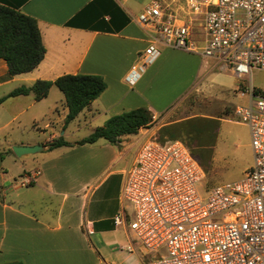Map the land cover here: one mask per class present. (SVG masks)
<instances>
[{
    "label": "crops",
    "instance_id": "1",
    "mask_svg": "<svg viewBox=\"0 0 264 264\" xmlns=\"http://www.w3.org/2000/svg\"><path fill=\"white\" fill-rule=\"evenodd\" d=\"M152 1L0 0V6L35 20L45 49L33 71L14 77L0 60V99L36 81L91 75L101 77L106 88L71 122L101 119L102 127L109 118L138 108L152 114L148 128L122 136L116 144L99 140L76 145L82 139H63L71 146L49 150L47 145L63 136L59 129L68 113L63 94L54 93L52 86L38 102L32 93L5 99L0 123L3 117L9 122L0 130L15 123L19 135L6 157L12 147L33 146H41L44 157L34 170H22L23 178L38 172L28 186L18 185L21 178L9 174L5 157L0 160V264H146L149 253L129 230L132 208L121 199L124 172L145 142H182L174 133L183 123L203 121L201 136L210 130L211 121L240 123L233 110L249 100L238 95L240 84L230 72L219 69L214 59L162 45L156 27L137 23ZM160 7L162 20L172 17L177 24L189 25L191 39L202 45V21L189 13L184 0H161ZM151 44L159 51L158 58L136 72L137 81L129 85L127 76L132 67L143 65L144 51ZM213 85L221 93L230 92L235 106L220 100L213 115L207 110L184 114L194 102L210 104L214 99L207 90ZM41 123L49 132L44 143L25 137L29 127L40 129ZM210 145L214 162L221 154L220 144L215 140ZM121 211L125 222L115 225L113 219Z\"/></svg>",
    "mask_w": 264,
    "mask_h": 264
},
{
    "label": "built area",
    "instance_id": "2",
    "mask_svg": "<svg viewBox=\"0 0 264 264\" xmlns=\"http://www.w3.org/2000/svg\"><path fill=\"white\" fill-rule=\"evenodd\" d=\"M160 1L153 0L137 23L156 27L162 45L214 59L241 82L238 95L249 104L235 107L233 116L248 129L253 163L239 180L210 189L203 203L196 184L205 172L188 147L179 141L145 142L124 172L121 199L133 211L129 230L149 253L146 264H264V96L251 84L252 71H264V0H184L202 21L200 46L189 25L162 20ZM158 56L149 45L143 65L132 67L126 82L134 85L136 72ZM36 175L18 185L32 184ZM219 214L221 220L213 221ZM123 222L121 211L113 223Z\"/></svg>",
    "mask_w": 264,
    "mask_h": 264
},
{
    "label": "rangeland",
    "instance_id": "3",
    "mask_svg": "<svg viewBox=\"0 0 264 264\" xmlns=\"http://www.w3.org/2000/svg\"><path fill=\"white\" fill-rule=\"evenodd\" d=\"M239 82V81H238ZM248 84V81L245 82ZM241 84V82H239ZM251 84L257 93H261L264 96V71H252ZM243 86V83H242ZM54 93L57 95H62L61 92L54 88ZM173 91H171V94ZM207 95L214 100L210 104L202 105L200 102H194L189 109H187L184 114H194L199 112H204L207 110L209 114L215 113L218 109V101L225 102L229 106H235L234 102L231 101L232 95L227 90H220L213 85L208 88ZM8 122H9V118ZM6 117H3L0 127H2L6 121ZM1 121V120H0ZM237 121V120H235ZM103 121L101 119H87L70 122L67 128L59 129V135L63 134L62 138L65 141L71 142L73 140H79L88 137L93 131L92 129H97L101 127ZM203 121L196 120L192 123L181 124L175 129V134L178 135L177 139L182 141L185 146L188 147L190 154L197 160L201 168L205 172V177L201 182L196 184L197 193L203 203L206 202L209 195L210 189L215 186L234 182L239 180L244 174V172L249 169L253 163V155L250 147V137L247 127L237 122H210L209 131L204 136H201L200 129ZM9 126L4 127L0 130V153L3 154L5 160L3 165L8 169L10 175H13L15 179L22 180L23 177L20 176L22 170L31 171L37 166V163L43 158L42 153L37 152L32 155L23 156L21 158L16 157L13 153L10 154L9 158L6 157L4 153H7L9 146L16 142L19 138L16 130L15 123H8ZM40 129H34V127H29L26 134V138L32 140H40L44 143L49 136L48 129H43V123L40 124ZM203 135V133H202ZM158 138L159 135H158ZM217 140L220 144L219 157L216 158L214 162H211V142L214 143ZM158 143H165L159 140H154ZM13 148V147H12ZM11 148V152H12ZM54 150V149H53ZM19 180V181H20ZM19 181H16L17 183ZM11 182L12 181L11 179ZM29 188V187H28ZM213 221H220L221 215L215 216Z\"/></svg>",
    "mask_w": 264,
    "mask_h": 264
},
{
    "label": "trees",
    "instance_id": "4",
    "mask_svg": "<svg viewBox=\"0 0 264 264\" xmlns=\"http://www.w3.org/2000/svg\"><path fill=\"white\" fill-rule=\"evenodd\" d=\"M44 54L45 49L35 20L14 9L0 6V60L5 62L9 76L14 77L33 71L42 61ZM52 86L63 94L68 111L63 128L95 101L106 88L103 79L98 76L64 75L52 82L36 81L31 87L14 89L0 99V104L7 98L26 96L29 93H32L34 100L38 102L47 97ZM151 121L152 114L145 108L125 112L109 118L102 127L94 130L76 145L94 144L99 140L116 144L120 137L134 135L141 128H148ZM47 146L49 150H53L71 145L59 137ZM2 159L3 154H0V160Z\"/></svg>",
    "mask_w": 264,
    "mask_h": 264
},
{
    "label": "water",
    "instance_id": "5",
    "mask_svg": "<svg viewBox=\"0 0 264 264\" xmlns=\"http://www.w3.org/2000/svg\"><path fill=\"white\" fill-rule=\"evenodd\" d=\"M42 147L41 146H33V147H13L12 148V152L13 154L18 157L21 158L23 156H27V155H32L35 154L37 152L42 151Z\"/></svg>",
    "mask_w": 264,
    "mask_h": 264
}]
</instances>
